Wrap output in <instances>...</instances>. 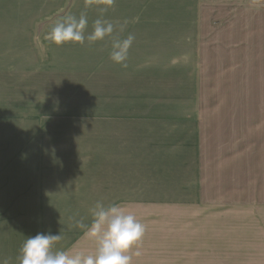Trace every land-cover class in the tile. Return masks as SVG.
Listing matches in <instances>:
<instances>
[{
  "label": "rangeland",
  "instance_id": "obj_1",
  "mask_svg": "<svg viewBox=\"0 0 264 264\" xmlns=\"http://www.w3.org/2000/svg\"><path fill=\"white\" fill-rule=\"evenodd\" d=\"M195 1L115 0L102 13L104 0H0V172H47L59 185H73L71 175L93 178L96 190L125 186L142 152L133 144L146 136L121 122H140L132 115L156 104L181 107L185 116L167 128L173 136L163 147L195 138L203 200L122 204L145 235L184 239L181 264H264V0H197L193 17ZM81 13L88 32L110 16L118 17L114 37L135 36L127 67L110 61L112 37L63 46L45 39L60 18ZM136 15L153 20L149 36L119 31ZM139 93L152 94L146 107L135 105ZM154 125L143 130H166ZM91 149L109 162L93 177ZM176 180L137 184L154 192Z\"/></svg>",
  "mask_w": 264,
  "mask_h": 264
},
{
  "label": "crops",
  "instance_id": "obj_2",
  "mask_svg": "<svg viewBox=\"0 0 264 264\" xmlns=\"http://www.w3.org/2000/svg\"><path fill=\"white\" fill-rule=\"evenodd\" d=\"M116 3L123 5L119 1ZM194 4L193 17L197 0ZM151 9L147 12L154 10L152 5ZM117 19L118 17L110 19L109 16L106 20L116 23ZM125 21H127L126 30H138L147 36L155 27L153 23H148L153 20H148L142 15H136L122 22ZM151 95L144 97L142 93H139L135 105L141 108L146 107L145 104ZM149 109L152 111L144 116L147 119H144L142 115H132L135 118L142 117V119L140 122L135 120L121 122V124H127L129 128H138L141 133L137 134L138 137L146 136L142 143L133 144L142 152L137 155L136 162L138 163L134 168L135 174L126 179V185L127 183L132 185L96 190L97 186L95 182H92L93 178L91 180L73 178L71 175V178L65 181H72L73 185H59L60 183H56L59 178L47 172H0V213L4 215L10 213L7 219L0 220V262L2 264H19V250L26 238L25 235H35L37 232H51L52 234L60 232L63 239L58 247L68 249L75 246L85 251L94 250V241L83 235V230L75 226V221L84 217L85 223H89L91 220L89 209L97 201L102 202L106 207L112 204L125 206L127 204L122 203H134L137 207L149 208L150 206H165L160 203L178 202L185 198L199 197L203 200L202 172L197 160L198 151L195 138L184 136L171 148L163 147L164 142L173 136V133L169 134L167 128L177 124L178 119L185 116L183 110L178 106L171 109L168 103L156 104ZM147 123L164 124L166 130L160 135L156 131L146 132L145 130L151 129L145 127ZM175 133H183L182 124ZM105 153L99 151L98 154L97 151L91 149V177L96 174L98 165L109 164L107 153L106 156ZM140 178H176L177 180L169 190L161 189L152 192L140 188L142 186L137 184ZM262 183L264 185V181ZM183 244H185L183 238L145 235L142 247L139 249L141 255L133 256V262L134 264H181V258L188 255L185 248L181 247Z\"/></svg>",
  "mask_w": 264,
  "mask_h": 264
},
{
  "label": "clouds",
  "instance_id": "obj_3",
  "mask_svg": "<svg viewBox=\"0 0 264 264\" xmlns=\"http://www.w3.org/2000/svg\"><path fill=\"white\" fill-rule=\"evenodd\" d=\"M92 0H86V6ZM106 12L115 0H104ZM88 17L86 13L67 14L60 18L46 34L45 39L56 46L65 44H94L111 39L110 59L127 67L129 50L135 36L129 34L120 39L113 34L117 26L112 22L97 18L93 21L92 31L88 32ZM127 21L119 25L123 31ZM91 220L85 223L81 217L75 221V226L83 230V235L94 241V250L85 251L73 248L58 247L63 239L61 233L37 232L35 235H25L20 250L19 264H134L133 256H140L139 249L146 233V226L126 206L112 204L105 206L102 202L89 209ZM2 264V262H0Z\"/></svg>",
  "mask_w": 264,
  "mask_h": 264
}]
</instances>
